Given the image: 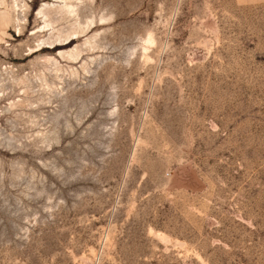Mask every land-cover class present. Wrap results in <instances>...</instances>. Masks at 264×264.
I'll list each match as a JSON object with an SVG mask.
<instances>
[{
  "label": "rangeland",
  "instance_id": "obj_1",
  "mask_svg": "<svg viewBox=\"0 0 264 264\" xmlns=\"http://www.w3.org/2000/svg\"><path fill=\"white\" fill-rule=\"evenodd\" d=\"M0 264H264V0H0Z\"/></svg>",
  "mask_w": 264,
  "mask_h": 264
},
{
  "label": "bare ground",
  "instance_id": "obj_2",
  "mask_svg": "<svg viewBox=\"0 0 264 264\" xmlns=\"http://www.w3.org/2000/svg\"><path fill=\"white\" fill-rule=\"evenodd\" d=\"M65 5V4H64ZM66 7V6H65ZM74 9V8H73ZM69 10H70V8H69ZM39 13V12H38ZM44 16V15H43ZM48 16V15H47ZM48 20V19H47ZM47 22V21H46ZM46 25H48V24H46ZM49 25H51V24H49ZM61 37V36H60ZM151 37V36H150ZM57 39V38H56ZM151 40V39H150ZM57 41V40H56ZM59 41H64V39L63 40H59Z\"/></svg>",
  "mask_w": 264,
  "mask_h": 264
}]
</instances>
